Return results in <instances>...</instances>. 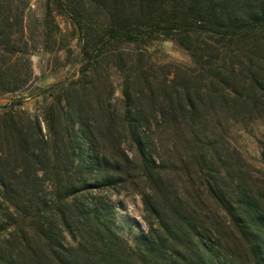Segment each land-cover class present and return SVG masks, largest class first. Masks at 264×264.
Returning <instances> with one entry per match:
<instances>
[{
	"label": "trees",
	"instance_id": "16d2710c",
	"mask_svg": "<svg viewBox=\"0 0 264 264\" xmlns=\"http://www.w3.org/2000/svg\"><path fill=\"white\" fill-rule=\"evenodd\" d=\"M31 2L0 0V264H264V178L229 139L264 119V0H44L35 24ZM57 18L76 76L32 87ZM159 41L191 64L154 62ZM123 192L146 226L130 239Z\"/></svg>",
	"mask_w": 264,
	"mask_h": 264
},
{
	"label": "rangeland",
	"instance_id": "374dc122",
	"mask_svg": "<svg viewBox=\"0 0 264 264\" xmlns=\"http://www.w3.org/2000/svg\"><path fill=\"white\" fill-rule=\"evenodd\" d=\"M44 0H32L28 19L32 24L38 23L43 14ZM61 29L56 51L45 52L35 50L31 55V69L33 72L32 87H48L55 83L76 76L79 67V42L67 20L57 18ZM152 60L159 64L179 63L190 65L191 61L186 53L170 41H159L150 48ZM112 81L115 86L116 98L121 97V81L119 76L112 72ZM26 98L27 94H21ZM15 96L0 95V107L8 105ZM42 98H27L23 107L31 112L38 110ZM230 144L241 157L250 165V171L259 178H264V119L243 127L239 125L230 128ZM128 155H134L133 148L127 145ZM114 203L118 208L117 222L123 236L131 238L133 233L145 231L143 210L140 198L132 192H123L115 197ZM132 227L133 233L129 230Z\"/></svg>",
	"mask_w": 264,
	"mask_h": 264
}]
</instances>
